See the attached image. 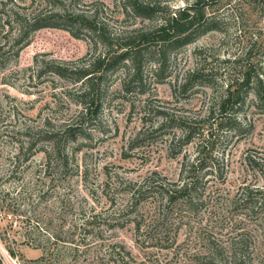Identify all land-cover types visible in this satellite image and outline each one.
<instances>
[{
    "label": "rangeland",
    "instance_id": "rangeland-1",
    "mask_svg": "<svg viewBox=\"0 0 264 264\" xmlns=\"http://www.w3.org/2000/svg\"><path fill=\"white\" fill-rule=\"evenodd\" d=\"M56 1L95 15L114 36L150 28L164 13L137 16L127 0ZM141 1L174 10L193 0ZM212 4L207 15L221 19L220 29L171 49L164 76L155 79L146 59L141 86L122 65L108 72L97 122L76 138L79 147L67 143L69 162L59 168L47 163L49 141L27 146L37 128L57 129L76 115L80 82L40 73L42 65L84 66L105 46L94 45L86 30L74 36L60 27L29 31L15 43L19 18L30 22L61 9L51 0H0V56H6L0 61V264H42L43 247L54 253L44 264H214L211 249L229 254L230 242L241 240L248 263L264 264V197L253 210L249 203L231 206L245 190L264 192V102L255 104L249 93L234 110L244 124L240 133L209 127L212 150L202 136L171 145L181 135L179 119L203 120L226 86L239 81L244 63L264 80V0ZM195 68L201 76L182 89ZM198 156L207 164L197 212L166 217L151 197L132 211L131 193L148 176L179 181L182 163Z\"/></svg>",
    "mask_w": 264,
    "mask_h": 264
},
{
    "label": "trees",
    "instance_id": "trees-1",
    "mask_svg": "<svg viewBox=\"0 0 264 264\" xmlns=\"http://www.w3.org/2000/svg\"><path fill=\"white\" fill-rule=\"evenodd\" d=\"M51 1L54 6H59L61 10L49 15L36 14L30 22L19 18L20 35L15 43L23 40L29 31L41 27H60L69 30L74 36H79L81 31L86 30L90 34L94 45L100 42L105 46L102 54L94 55L91 61L88 59L89 62L84 66H70L54 61L44 62L42 65L40 73L49 72L72 83L77 84L80 82L76 93L77 103L80 107L76 115L57 129L46 125L37 128L34 132L35 135L32 134L27 146V149L34 147L37 139L41 140L43 138V140L49 141L48 147L44 149L47 163L49 166L50 163H53L59 168H64L69 162L67 143L70 142L79 147L81 144L75 141L76 138L89 132L91 125L97 122L103 108V101L107 97L108 90L104 85L109 71L114 69L116 65H122L127 73H130L131 81L141 86L142 63L146 59L148 61L152 60L153 75L155 79H158L164 76L163 73L167 68L171 49L192 42L199 34L220 29L221 23V19L215 13L207 15L209 10L214 11L212 10L213 4L211 6L210 4L212 2L219 3L221 0H193L187 5L174 10H164L163 7L152 2L127 0L137 16L150 19L154 14L164 13L161 14L160 21L150 28L133 29L127 34L121 33L114 36L106 31L104 22L99 21L95 15L89 17L74 13L61 2ZM255 1L260 2L263 0H252V2ZM15 53H17V50ZM5 57L4 55L0 56V61H4ZM237 60L238 58H235L233 63H236ZM241 67L243 68L241 69ZM241 67L239 81L226 86L225 90L215 99L213 107L208 109L203 120L192 122L186 121L184 118L179 119L181 135L175 137L177 138L176 143L173 138L171 145H179V148L182 144L191 143L196 137L200 139V136H202L207 138L204 141L206 147L210 146L208 149L212 150L213 142H211L208 134L209 127L214 125L216 130L233 131L234 133H240L244 130V124L235 116L234 110L242 108L249 93L253 95L255 104L258 105L264 102V80L259 76V72L254 69L253 64L247 62ZM194 75L201 76L197 68L185 74L181 84L182 89L186 86L189 78ZM165 121L168 122L170 119L167 118ZM201 122L205 126H200ZM27 130L31 131L32 128ZM139 137L137 136L135 140H138ZM201 143L199 141V144ZM204 161V158L201 159L198 156L183 162L179 181L157 178L155 172L148 176L145 182L131 193L130 205H132V211L146 197H151L157 200L159 210L166 217L171 213L179 214L182 211L193 214L197 212L203 204V175L201 171L207 164ZM213 171L218 174L221 172L219 167L214 168ZM263 197L264 192H261V189L245 190V195L242 194L240 202L233 201V199L231 206L236 207L241 203H249V209L253 210ZM139 226L137 222L136 227ZM43 248L44 253L40 258L44 260L42 264L46 263V256L50 257L54 254L49 252L47 247ZM209 255V258L215 261L214 264H249L243 254L242 240L240 244L236 241L230 242L229 254L225 253L221 247H215L211 249Z\"/></svg>",
    "mask_w": 264,
    "mask_h": 264
}]
</instances>
